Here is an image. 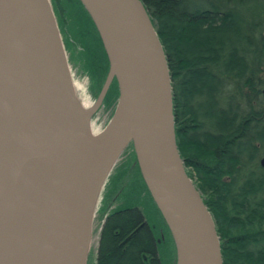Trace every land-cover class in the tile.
<instances>
[{"label": "water", "instance_id": "obj_1", "mask_svg": "<svg viewBox=\"0 0 264 264\" xmlns=\"http://www.w3.org/2000/svg\"><path fill=\"white\" fill-rule=\"evenodd\" d=\"M80 1L110 62L89 110L75 96L51 0H0V264H85L99 197L131 143L176 264H224L215 221L177 146L168 61L146 8ZM114 80V115L93 135L91 118Z\"/></svg>", "mask_w": 264, "mask_h": 264}, {"label": "trees", "instance_id": "obj_2", "mask_svg": "<svg viewBox=\"0 0 264 264\" xmlns=\"http://www.w3.org/2000/svg\"><path fill=\"white\" fill-rule=\"evenodd\" d=\"M140 1L167 57L177 146L215 221L223 262L264 264V0ZM51 4L66 51L69 44L77 52L99 95L110 62L91 15L80 0ZM119 96L114 80L104 101L106 110L114 108L112 117ZM125 153L131 156L113 176L108 208L131 193L130 179L138 174L167 239V222L142 178L133 143ZM123 203L104 218L96 264H167V250L144 211ZM172 244L176 264L173 238Z\"/></svg>", "mask_w": 264, "mask_h": 264}, {"label": "rangeland", "instance_id": "obj_3", "mask_svg": "<svg viewBox=\"0 0 264 264\" xmlns=\"http://www.w3.org/2000/svg\"><path fill=\"white\" fill-rule=\"evenodd\" d=\"M66 51L68 59H69V65L71 69V77L73 82V88L75 91V96L77 98L78 103L80 106L85 109L89 110L92 108V106L95 105L99 95H96L98 93V90L95 88H92V80L90 76L85 72V69L83 68V62L78 59L77 52H73L72 48L67 44ZM78 49H80L78 47ZM77 49V51H78ZM106 82V81H105ZM105 84V83H104ZM102 91V90H101ZM105 101V100H104ZM114 108L106 110L105 104L103 102L102 107L93 115L91 118V122L89 125L90 131L93 135L100 134L105 127L108 125L110 120L112 119V113ZM131 153L124 154L121 156L117 164L115 165L104 190L102 191L97 206L95 210V216L98 217L96 221L93 223V232H92V238H91V244L90 248L88 250L87 258L85 264H96L97 263V257H98V245L100 240V232L101 228L104 222L105 216L110 212V209L108 208V204L111 202V194L107 190L111 191L112 188H114L115 183L113 182V176L117 177V174L119 175L122 171L120 169V166L125 164L128 159H130ZM120 169V170H119ZM139 175L133 176L130 179V182L132 183L131 186V193L125 191V193H129L128 196L121 197L119 201L115 202L113 206L124 204L123 201L128 206L132 207H140L147 219L149 220V223L152 227H154L157 231V237H158V243L159 245L163 243V246H165V250H167V239H166V229L162 228L161 230V220L158 217V212L151 201L145 187L139 182ZM112 180V182H111ZM110 182V184H109ZM109 186V187H108ZM100 208H102V212H100ZM162 231V232H161ZM172 263V262H171Z\"/></svg>", "mask_w": 264, "mask_h": 264}, {"label": "flooded vegetation", "instance_id": "obj_4", "mask_svg": "<svg viewBox=\"0 0 264 264\" xmlns=\"http://www.w3.org/2000/svg\"><path fill=\"white\" fill-rule=\"evenodd\" d=\"M109 184H110V182H109ZM121 207H122V204L113 206L110 211L111 212H116L117 210H120ZM96 219H98L97 216L94 217V222L96 221ZM93 226H94V224H93ZM172 246H173V244H172V234H171L170 228H169V226L167 224V264H172L171 263Z\"/></svg>", "mask_w": 264, "mask_h": 264}, {"label": "bare ground", "instance_id": "obj_5", "mask_svg": "<svg viewBox=\"0 0 264 264\" xmlns=\"http://www.w3.org/2000/svg\"><path fill=\"white\" fill-rule=\"evenodd\" d=\"M32 162L33 160L32 159H28L27 162L23 165V170H28L32 167Z\"/></svg>", "mask_w": 264, "mask_h": 264}]
</instances>
